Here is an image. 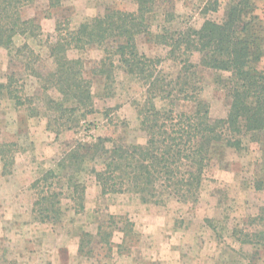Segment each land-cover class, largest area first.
<instances>
[{"label": "rangeland", "instance_id": "1", "mask_svg": "<svg viewBox=\"0 0 264 264\" xmlns=\"http://www.w3.org/2000/svg\"><path fill=\"white\" fill-rule=\"evenodd\" d=\"M137 2L61 0L60 5L49 7L48 0H28L21 16L34 19L40 30L34 36H15L10 51L0 47V83L13 74L20 86L17 93L24 99L23 105H17L0 87V144L4 145L0 264H264V129L255 136L238 135L239 148L224 141L214 144L196 200L163 196L160 203H145L133 190L101 194L91 169L101 168L102 152L85 158L70 183L72 169L59 166L63 157L67 164L66 155L75 144L88 145L97 137L108 138L106 148L144 144L138 110L145 107L146 85L136 71H126L114 48L106 53L104 45L93 43L69 49L68 58L80 59L84 76L92 81L93 110L85 112L88 107H81L73 113L68 129L56 131L48 126L51 112L41 101L42 81L25 72L22 56L13 51L26 42L39 55L35 68L46 74L55 69L49 45L55 40L57 20L76 28L106 8L135 11ZM231 4L232 0H145L149 30L135 36L136 46L154 59L164 84L177 87L180 65L159 36L198 29L206 19L220 22ZM252 4L249 15L261 52L257 66L264 68V0H252ZM102 60L107 77L92 72ZM194 71L189 88L196 87L194 94L199 88L197 96L208 104L212 118H225L230 98L223 84L228 73L204 67ZM51 89L48 92L57 96ZM154 103L161 109L168 107L167 99L157 97ZM193 106L184 100L173 104L180 110ZM48 170L54 175L33 186ZM74 184L78 191L73 190ZM81 187L82 200L78 198ZM50 195H54L52 207L42 200ZM35 200L41 202L37 209L49 210L30 213L28 205L33 209Z\"/></svg>", "mask_w": 264, "mask_h": 264}, {"label": "trees", "instance_id": "2", "mask_svg": "<svg viewBox=\"0 0 264 264\" xmlns=\"http://www.w3.org/2000/svg\"><path fill=\"white\" fill-rule=\"evenodd\" d=\"M27 1L0 0V47L10 51L15 36H34L40 30L34 19L21 16V8ZM60 4L61 0H48L49 7ZM252 8V0H232L220 22L206 19L198 29L187 28L159 36V42L169 47V54L180 65L177 87L168 82L164 84V79L154 68V59L136 46L135 36L149 30L144 18L148 11L145 0H138L135 11L106 8L102 15L82 22L76 28L63 26L57 20L55 40L49 45L55 69L46 74L35 68L33 63L39 55L26 42L15 47L13 53L22 56L25 72L42 81L41 101L45 110L51 112L48 126H54L56 131L68 129L73 113L81 107H90L85 112L93 110L92 81L84 76L80 59L68 58L69 49L93 43L104 45L106 53L114 48L113 53L126 71H136L146 85L145 107L138 110L140 129L146 134L145 143L112 144L106 148L104 143L108 138L105 137H97L88 145L78 142L68 151L67 164L63 163L65 157L59 162L60 167L72 169L68 183L85 158H94L102 152L105 156L101 168L91 169L101 194L133 190L145 203H160L163 196H174L177 200L193 197L196 200L214 144L224 141L227 146L239 148L241 140L238 135L250 133L255 136L264 129V68L257 66L261 52L255 43L249 15ZM110 61L109 65H112ZM104 67L102 60L100 67L92 72L107 77ZM197 67L228 73L223 84L230 98L225 118H212L208 104L197 96L199 88L195 94L196 87L191 85L189 88V80ZM2 86L17 105L24 104V99L17 93L16 87L20 86L13 74L6 75V83H0ZM50 88L57 92V96L48 92ZM157 97L168 100L166 109L155 105ZM179 100L193 102L194 106L190 110L174 108V102ZM3 146L0 144V157ZM50 175L54 172L46 171L32 185L46 181ZM78 189L79 186L74 184L73 190ZM83 195L84 187H81L78 198L82 200ZM50 197L54 195L42 196V200L52 207L55 202ZM37 205L41 202L35 200L34 213V210L39 213L49 210L48 207L37 209Z\"/></svg>", "mask_w": 264, "mask_h": 264}, {"label": "crops", "instance_id": "3", "mask_svg": "<svg viewBox=\"0 0 264 264\" xmlns=\"http://www.w3.org/2000/svg\"><path fill=\"white\" fill-rule=\"evenodd\" d=\"M31 204V203H30ZM27 210V209H26ZM28 210H29V212L31 213L32 212V205H31V207H29V205H28Z\"/></svg>", "mask_w": 264, "mask_h": 264}]
</instances>
